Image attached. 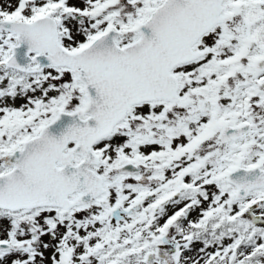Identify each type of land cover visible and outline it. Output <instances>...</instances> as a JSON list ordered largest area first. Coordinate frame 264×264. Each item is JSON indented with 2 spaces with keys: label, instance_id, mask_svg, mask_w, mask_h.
<instances>
[{
  "label": "snow or ice",
  "instance_id": "obj_1",
  "mask_svg": "<svg viewBox=\"0 0 264 264\" xmlns=\"http://www.w3.org/2000/svg\"><path fill=\"white\" fill-rule=\"evenodd\" d=\"M0 264H264V0H0Z\"/></svg>",
  "mask_w": 264,
  "mask_h": 264
}]
</instances>
